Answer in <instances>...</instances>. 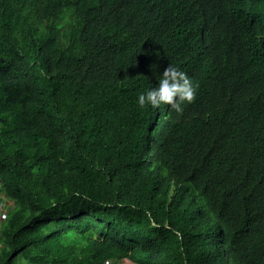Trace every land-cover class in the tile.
<instances>
[{"label": "trees", "instance_id": "obj_1", "mask_svg": "<svg viewBox=\"0 0 264 264\" xmlns=\"http://www.w3.org/2000/svg\"><path fill=\"white\" fill-rule=\"evenodd\" d=\"M0 192V264H264V0H0Z\"/></svg>", "mask_w": 264, "mask_h": 264}, {"label": "clouds", "instance_id": "obj_2", "mask_svg": "<svg viewBox=\"0 0 264 264\" xmlns=\"http://www.w3.org/2000/svg\"><path fill=\"white\" fill-rule=\"evenodd\" d=\"M155 86L137 93L136 103L144 107L168 105L176 113L183 111V104L190 103L195 96V85L188 74L177 65L169 63L156 77Z\"/></svg>", "mask_w": 264, "mask_h": 264}, {"label": "rangeland", "instance_id": "obj_3", "mask_svg": "<svg viewBox=\"0 0 264 264\" xmlns=\"http://www.w3.org/2000/svg\"><path fill=\"white\" fill-rule=\"evenodd\" d=\"M0 221L3 219L4 214L11 208L12 200L6 197L2 192H0ZM121 264H131L127 259L122 260Z\"/></svg>", "mask_w": 264, "mask_h": 264}]
</instances>
